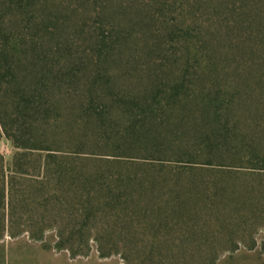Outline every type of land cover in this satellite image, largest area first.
I'll return each instance as SVG.
<instances>
[{
    "label": "rangeland",
    "instance_id": "rangeland-1",
    "mask_svg": "<svg viewBox=\"0 0 264 264\" xmlns=\"http://www.w3.org/2000/svg\"><path fill=\"white\" fill-rule=\"evenodd\" d=\"M0 17L13 43L44 48L59 81L82 86L80 96L62 95L66 103L51 116L72 129L86 121L74 140L105 173L101 183L110 175L123 185L154 179L167 196L172 181L194 180L212 206L221 180L264 184L254 175L264 173V0H0ZM86 86L99 92L84 95ZM14 153L0 139L7 165ZM144 215L140 240L176 241L173 226L149 227L154 218ZM197 220L208 233L203 250L219 247L214 215ZM262 221L249 234L241 229L239 249L217 264H264ZM43 245L5 237L0 264H125L120 255L102 258L95 245L76 258Z\"/></svg>",
    "mask_w": 264,
    "mask_h": 264
},
{
    "label": "trees",
    "instance_id": "trees-1",
    "mask_svg": "<svg viewBox=\"0 0 264 264\" xmlns=\"http://www.w3.org/2000/svg\"><path fill=\"white\" fill-rule=\"evenodd\" d=\"M10 35L0 17V139L15 150L8 165L0 155V241L25 236L72 258L89 255L95 245L102 258L120 255L125 264H217L225 252L239 249L242 241L235 236L241 229L249 234L264 220L261 182L221 180L213 188V206L199 195L207 188L194 180L172 181L167 196L154 179L147 184L127 179L123 185L110 175L108 184L101 183L105 173L83 157L86 145L74 140L77 131L88 129L86 121L72 129L51 116L66 103L62 95L80 96L82 86L59 81L56 62L44 48L26 44L25 50ZM84 89V95L99 92ZM202 110L205 115L210 109ZM135 130L130 127L138 134ZM206 210L215 217L219 247L212 243L205 251L200 245L208 233L197 219ZM144 212L154 218L149 227L152 222L165 230L173 226L176 241L153 235L140 240ZM243 236L255 244L253 236Z\"/></svg>",
    "mask_w": 264,
    "mask_h": 264
}]
</instances>
